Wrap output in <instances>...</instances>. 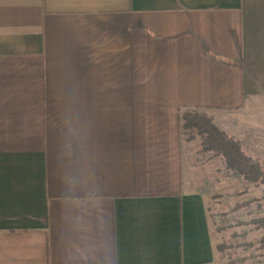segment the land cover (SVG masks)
<instances>
[{
	"label": "crops",
	"instance_id": "0c3cea01",
	"mask_svg": "<svg viewBox=\"0 0 264 264\" xmlns=\"http://www.w3.org/2000/svg\"><path fill=\"white\" fill-rule=\"evenodd\" d=\"M183 109L264 151V0H0V264H219Z\"/></svg>",
	"mask_w": 264,
	"mask_h": 264
},
{
	"label": "rangeland",
	"instance_id": "374dc122",
	"mask_svg": "<svg viewBox=\"0 0 264 264\" xmlns=\"http://www.w3.org/2000/svg\"><path fill=\"white\" fill-rule=\"evenodd\" d=\"M255 105L259 107L261 103H254L251 98L244 110L252 115ZM247 121L253 122L252 118ZM236 132L233 135L240 137L250 134L243 139L241 148L264 173V151L253 144L252 130L241 128ZM182 134L193 145L195 163L202 164L199 178L205 176V181L199 185L206 196L212 239L220 255L219 264H264V244L260 241L264 236V176L249 181L225 169L220 156L198 151L201 137L195 130L183 129ZM205 156L210 157L204 159Z\"/></svg>",
	"mask_w": 264,
	"mask_h": 264
},
{
	"label": "trees",
	"instance_id": "16d2710c",
	"mask_svg": "<svg viewBox=\"0 0 264 264\" xmlns=\"http://www.w3.org/2000/svg\"><path fill=\"white\" fill-rule=\"evenodd\" d=\"M181 126L185 130H195L201 135L202 150L221 156L225 169L232 170L249 181H257L264 176L262 169L243 152L240 141L220 130L202 111L183 109ZM260 241L264 244V236Z\"/></svg>",
	"mask_w": 264,
	"mask_h": 264
}]
</instances>
